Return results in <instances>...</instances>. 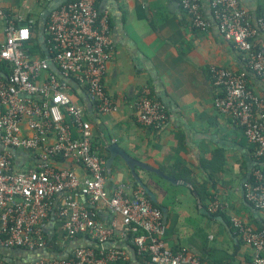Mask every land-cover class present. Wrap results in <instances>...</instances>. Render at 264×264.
<instances>
[{"label": "built area", "instance_id": "built-area-1", "mask_svg": "<svg viewBox=\"0 0 264 264\" xmlns=\"http://www.w3.org/2000/svg\"><path fill=\"white\" fill-rule=\"evenodd\" d=\"M177 1L194 28L207 29L209 21L201 0ZM97 3L71 0L52 9L43 41L46 39L52 62L65 76L85 87L94 108L100 113H113L118 106L104 83L111 57L110 19L98 10ZM209 6L222 37L244 52L249 69L264 79V43L255 37L264 32V11L262 15L253 14L240 0H209ZM1 31L0 61L10 64V72L4 76L0 71V142L28 152L38 162L16 168L11 153L0 151V243L27 250L46 247L44 224L54 196L61 193L56 217L67 237L82 234L103 244L114 230L115 218L104 226L96 211L80 201L85 196L92 203L107 204L112 215L120 216L122 225L133 228L136 250L147 253L152 264H209L185 248L169 247L164 239L162 211L142 190H133L131 195L123 186L115 187L111 194L106 191V156L93 146L85 106L49 69L45 57L24 51V42L31 38L28 25L18 26L7 20ZM210 72L220 90L214 97L215 107L241 126L254 144L255 157L263 160V169H254L255 182L248 185L246 197L264 211V94L248 86L245 72L214 65ZM133 107L137 122L143 126L159 129L168 119L167 107L153 96L147 84L140 86ZM67 160L83 167V175L66 164ZM219 206L215 200L209 210ZM231 221L242 241L253 250L250 264H264V225L255 228L237 216ZM128 258L124 248L110 247L95 254L90 246H84L74 249L72 259L42 258L32 264H125ZM0 264L7 263L0 258Z\"/></svg>", "mask_w": 264, "mask_h": 264}, {"label": "crops", "instance_id": "crops-1", "mask_svg": "<svg viewBox=\"0 0 264 264\" xmlns=\"http://www.w3.org/2000/svg\"><path fill=\"white\" fill-rule=\"evenodd\" d=\"M21 1H2L0 39L5 18L14 21L27 14L40 17V0L39 5L33 3L30 11L27 3L23 6ZM240 1L253 14L264 5V0ZM201 6L209 21L206 30L191 25L177 0H98V10L109 15L112 36L104 83L118 109L113 113L98 112L83 85L78 84L80 90L76 94L70 87V93L85 106L92 125L93 146L106 158L110 156L108 146L115 143L133 158L170 176L166 179L145 166H135L162 211L164 239L169 247L185 248L209 264H250L253 250L242 241L231 218L237 216L255 228L264 225V211L255 208L246 197L248 185L255 182L254 169H263V160L255 157L254 144L248 141L241 126L215 107L214 97L220 90L213 82L210 67L245 72L248 86L260 94H264V79L249 69L244 52L222 37L209 0H201ZM255 37L264 43V32ZM142 84H147L153 96L167 107L168 119L159 129L136 120L133 102ZM84 97L91 102V108ZM37 162L29 154L28 160L15 161V167ZM118 163L119 157H115L111 168L106 165V191L111 194L115 187L123 186L128 195L136 189L145 194L130 169ZM66 164L83 175L80 165L71 160ZM199 183L209 195H195L194 187ZM61 196L56 194L52 201L44 224L47 235L53 234L60 222L56 211ZM215 200L220 206L209 210ZM80 201L96 211L104 226L115 218L108 247L124 248L130 264H152L136 250L133 228L122 225L120 216L112 215L107 204L92 203L85 196Z\"/></svg>", "mask_w": 264, "mask_h": 264}, {"label": "water", "instance_id": "water-1", "mask_svg": "<svg viewBox=\"0 0 264 264\" xmlns=\"http://www.w3.org/2000/svg\"><path fill=\"white\" fill-rule=\"evenodd\" d=\"M64 1L65 0H49L45 4L38 20L39 28H44L48 13L52 9L60 6ZM39 40L42 43V47L44 48V57L46 58L49 69L53 71L60 80L65 81L70 87H72L78 93L80 90V86L77 84V82L73 78L65 76L50 59V55L48 53L47 47L43 41L44 35L42 33L39 35ZM84 100L87 104V107L91 108L92 107L91 102L86 97H84ZM108 149L110 151V156L106 158L107 167L111 168L115 157H119L120 163H118V165L119 166H121V164L126 165L130 169V172L133 175L136 182L143 188V190L146 192L148 197L151 200L156 201L153 191L148 186H146V184H144L142 180L139 178L138 174L135 171V166L136 165L145 166L146 168L161 174L166 179H170V176L164 175L163 172H161L157 168H154L144 162L137 160L136 158H133L115 143L110 144L108 146ZM0 151H7L11 153V155L15 158V161H18L19 157L24 158L25 160L29 159L28 152L17 150L12 146H5L1 142H0ZM54 220L55 219H54V211H53L51 216V221L54 222ZM52 235L53 234L48 233L49 238H51ZM97 245H98L97 241L92 238L86 236L75 237L66 245L63 252H61L60 254H56L55 252L48 250L46 247L27 250L20 247H7L0 243V258L10 264H32L36 260L42 258L65 259L68 257L69 253L77 247L97 246ZM103 246L105 247L110 246V242L106 241L105 243H103Z\"/></svg>", "mask_w": 264, "mask_h": 264}, {"label": "trees", "instance_id": "trees-1", "mask_svg": "<svg viewBox=\"0 0 264 264\" xmlns=\"http://www.w3.org/2000/svg\"><path fill=\"white\" fill-rule=\"evenodd\" d=\"M66 1H71V0H65L64 2H66ZM40 2H41L40 3V8L42 10L44 8L45 4L48 1H46V0H40ZM263 7H264V5L263 6L262 5L259 6L255 10V14L256 15H262V13L264 11V8ZM41 10L39 11V14L38 15H40ZM28 19H32L33 21L32 22H29ZM38 20H39V17L35 19V18H33L32 14H27L24 17V20H17V19H15L14 20V23L16 25H18V26L24 25V24H26V25L29 26V29L31 30V38L29 40H27L26 42H24L23 49H24L25 52H27V53H29L31 55H36V56H39V57L42 58V57H44V48L42 47V43L39 40V35L42 33L43 35L46 36V33H45V30H44L45 29V26H44V28H39V26H38ZM6 21L7 20L5 18V20L3 22V25L6 23ZM44 43L45 44L47 43L46 42V39H45V42ZM0 71L3 72L4 76L7 75L10 72V64L8 62H6V61H0ZM72 92L74 94H76L75 93L76 91L74 89H72ZM97 151L100 152V153H102V154H104L103 152H101L99 150H97ZM14 166H15V164H14ZM194 192L196 193L195 195L196 196H199V197L202 196V193L201 192H204L207 195L210 194L205 189L204 185L203 184H200V183L198 185H195ZM150 201H151V203L153 205H156L157 206L156 202L152 201L151 199H150ZM81 236H86V235H82V234L77 235V237H81ZM72 239L73 238H70V237H67L66 236L65 230L63 229L61 222H59V224L55 227V231H54L53 235L51 236V238H49L48 235L46 234V248L48 250H51V251L55 252L56 254H60L61 252H63V250L65 249L66 245ZM90 247L94 250L95 254H98L101 250H105L107 248H110V247L103 246V244L100 243L99 241H98V245L97 246H90ZM120 248H122V247H120ZM175 250H177V249H175ZM141 255H143V256H141V258H143V259H149V255L147 253H144V254H141ZM73 257H74V250H72L69 253L67 259H72ZM6 263L7 264H10L8 262H6ZM124 263L125 264H130V259L128 258ZM226 264H229V263L226 262Z\"/></svg>", "mask_w": 264, "mask_h": 264}, {"label": "rangeland", "instance_id": "rangeland-1", "mask_svg": "<svg viewBox=\"0 0 264 264\" xmlns=\"http://www.w3.org/2000/svg\"><path fill=\"white\" fill-rule=\"evenodd\" d=\"M26 3H27L26 8H27V10H29V8L33 6V3H34L35 6H36V5H39V0H22V1L20 2V4L23 5V6H24ZM19 10L23 11V9H19ZM39 10H41L40 7H39ZM24 14H26V13L24 12ZM24 16H25V15H24ZM24 16H23V17H24Z\"/></svg>", "mask_w": 264, "mask_h": 264}]
</instances>
